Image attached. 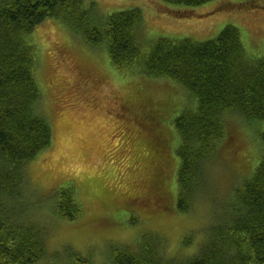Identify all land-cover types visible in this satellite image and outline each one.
Listing matches in <instances>:
<instances>
[{"label": "trees", "instance_id": "16d2710c", "mask_svg": "<svg viewBox=\"0 0 264 264\" xmlns=\"http://www.w3.org/2000/svg\"><path fill=\"white\" fill-rule=\"evenodd\" d=\"M158 1L184 9L164 10L168 20H174L193 16L215 0ZM240 1L233 3L232 11L264 22V0ZM219 4L215 12H224L231 0ZM49 20L64 24L92 48L104 46L110 64L120 73L173 80L195 102L174 121L179 135L178 194L166 187L165 179L174 171L172 154L168 138L158 134L153 147L155 169L147 182L149 194H157L158 207H148L151 194L141 203L134 199L127 205L163 214L176 201L179 212L189 213L208 163L227 144V117L237 116L243 128V143L236 144L239 157L244 158L243 185L235 189L218 222L209 227L197 253L186 259H168L159 239L147 235L131 246L112 249L109 264H264V155L256 165L249 161L247 140H258L264 154V57L248 55L234 26L207 42L161 38L147 55L140 43L141 9L101 20L84 9L83 0H0V264H47L50 259L44 230L23 214L26 170L53 141L37 79L39 51L33 42L37 28ZM133 96V105L142 112L141 124L151 121L155 131L162 127V114L169 109H158L154 99L141 98L140 92ZM119 106L128 110L122 103ZM117 107L113 105L112 112ZM249 129L254 137L249 136ZM54 192L52 207H45L53 219L70 222L82 217L73 189ZM184 245H191L190 240ZM79 258L72 256V264H90Z\"/></svg>", "mask_w": 264, "mask_h": 264}, {"label": "rangeland", "instance_id": "374dc122", "mask_svg": "<svg viewBox=\"0 0 264 264\" xmlns=\"http://www.w3.org/2000/svg\"><path fill=\"white\" fill-rule=\"evenodd\" d=\"M83 1L84 9L101 20L124 10L141 9L140 43L147 55L161 38L207 42L227 26H234L241 33L248 55L264 57V22L232 11L233 3H243L240 0H231L229 10L219 13L215 11L220 0H215L193 16L174 20H168L164 10L184 9L158 0ZM49 22L37 28L33 42L39 51L37 79L53 141L26 170L23 211L29 221L44 230L50 257L47 264H72V256L90 264H109L112 249L131 246L147 235L159 239L162 254L168 259L193 256L199 244L206 241L209 227L224 213L235 189L243 185L240 176L244 158L239 157L236 144L243 143L244 135L238 117H227V144L208 163L205 180L196 190L189 213L179 212L176 201L163 214L127 205L134 199L141 203L151 194L148 207H158L157 194H149L147 185L155 169L153 147L158 134L168 138L172 154L174 173L165 179L166 187L175 196L178 194L179 135L174 121L195 102L173 80L120 73L110 64L104 46L92 48L64 24ZM138 92L141 98L154 99L158 109H169L162 114V127L156 131L151 121L141 124L142 112L133 105V94ZM121 103L127 111H122ZM113 105L118 106L115 112ZM249 136H255L253 130L249 129ZM247 140L251 145L249 161L256 165L264 155L261 144ZM69 188L83 209L82 217L70 222L53 219L45 207H52L54 191ZM187 240L191 245H184Z\"/></svg>", "mask_w": 264, "mask_h": 264}]
</instances>
